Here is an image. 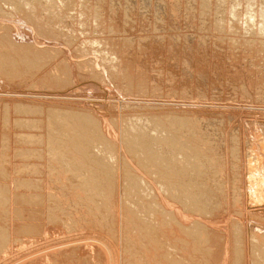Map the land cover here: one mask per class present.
Wrapping results in <instances>:
<instances>
[{"label": "bare ground", "instance_id": "bare-ground-1", "mask_svg": "<svg viewBox=\"0 0 264 264\" xmlns=\"http://www.w3.org/2000/svg\"><path fill=\"white\" fill-rule=\"evenodd\" d=\"M121 8L108 0H0L2 86L26 84L52 95L61 89L77 91L78 82H87L91 90L101 87L120 97L109 102L111 111L118 112L110 114V132L111 126L97 111L79 104L2 101L0 264L40 263L41 259L46 264H221L226 243L231 264H264V122L256 124L259 128L251 133V141L239 127L226 130L223 125L229 118L226 121L225 116L205 119L190 112H161L157 110L162 102L139 99L157 86L169 89L176 83L179 50L170 41L174 51L164 69L160 43L152 41L150 34L128 35L121 21L125 26L129 23L130 9L123 4ZM146 8L148 13L153 11L150 5ZM156 11L160 22L163 10ZM200 12L206 21H213L211 43L217 45L214 51L219 58L228 51L232 61L243 57L254 67L252 79H245L235 67H228V74L223 68L219 77L210 73L215 76L211 89L264 95V0H202ZM146 19L145 29L153 32L157 23ZM188 44L191 52L193 43ZM200 57L202 62L204 56ZM203 67L199 77L206 75L202 84L207 87L210 71ZM257 67L261 68L258 78ZM11 112L20 116L13 121ZM12 127L21 131L13 132ZM12 144L17 146L11 149ZM41 144L44 147L37 146ZM45 154L48 165L41 161ZM12 156L23 161L13 164ZM50 184L60 186L55 197L59 192L69 196L79 212L69 210L71 206L67 211L54 206L65 212L64 219L57 209L53 212L55 208L44 211L41 201L50 193L46 191ZM19 187L28 191L17 193ZM227 192L232 193L229 202ZM56 198L64 201L63 206L55 201L57 206H69L64 205L69 200ZM246 203L249 208L243 207ZM176 205L185 213L209 219L227 209L231 230L228 235L216 232L201 219L185 225ZM83 217L96 221L87 229L95 234L80 230ZM13 230H17L15 246ZM27 244L42 252L6 254Z\"/></svg>", "mask_w": 264, "mask_h": 264}, {"label": "rangeland", "instance_id": "rangeland-1", "mask_svg": "<svg viewBox=\"0 0 264 264\" xmlns=\"http://www.w3.org/2000/svg\"><path fill=\"white\" fill-rule=\"evenodd\" d=\"M113 2L116 5V7H117V4H118V8H121L122 4H123V5H127V8L130 9V10L128 9L129 10V14L131 16V20L129 21V23L126 24V26H125L124 25L125 24V22H124L125 20H122L123 22L121 21L123 27L126 28V31H127L128 35H130L132 37L133 36L134 37L137 36V38H138V37H145V35L147 36L148 34H150L151 35L150 38L152 39V41H154L156 39L160 43V45L162 46L160 55H161V58L163 60L162 67L164 69L165 68L167 69V63L168 62L166 63V61H168L169 57H172V56H169V55L171 53H173V51H174L173 48L170 45L171 44L170 41H173L174 43H176V45H178V48H177V50H179V52L177 54L178 56L175 54V56L177 58V65L179 66L178 69H177V73H176V75H177L176 77L177 78H175V82L176 83H173L171 85V87H169V89L165 88V86H166L165 84H164L165 86H163V85L157 86L155 88V90H156L155 92H154V89H153V93L152 94L155 93L153 96L151 94L152 90H150L149 95L138 96L139 99H143L144 100L145 98L146 99L148 98V100L151 101V102H153V100H155L153 102V104H158V103L161 104V102H162V106H160L161 109L157 110V111H161V112H163V111H165V112L172 111V112H179V113H182V114L183 113L186 114V113L190 112L191 114H197L199 117L200 116L202 117V115H203V117L205 119H207V118L215 119L219 115L220 116H225L223 119L229 118L228 121L226 119L227 122L225 121L226 123H224V125H223L226 130H228L229 128H233V127L234 128L239 127L240 130H242V131L245 130L244 133H246L247 136L252 141V139L254 137L251 136V133L252 132L256 133L257 132L256 130L259 128V126H258V128L256 127V124L257 125H261L260 122H262V124L264 122V102H263L264 101V95L261 94L262 95V96L260 95L261 98L258 97V96L257 97L256 96L253 97V95H255L253 92H249V91L245 92L242 88H241L242 91L247 93L248 96L246 94L243 95L244 92L242 93V91H240V92L238 91L237 92V91L233 90L236 94H234L233 92H232L233 93L232 94L231 92L230 93H228V92H224L223 93L222 92L223 88H219V89L217 88V90H213V89H211L210 84L211 83H212L211 85L214 84L212 81L215 80V76L212 77L211 76L212 74L210 75V73L215 72L217 77H219V73L223 70V68L227 69L228 67L229 68L235 67V68H232V69L233 70H240L241 72H243V74L245 76V79L246 78H251L252 79V76H253L252 69L254 68V67H252L253 66L252 62L253 61H251V60H249L250 62L244 61L243 57H242L243 61H242V58H239L236 61H232L231 60L232 56L228 55L229 52L227 50H226L227 52H225L226 54L224 53L222 58L221 59L219 58V56H218L219 53L214 51V48H216L217 45L211 43L212 42V33L213 32L211 31V29L209 30V27H212L213 21H212V24H211L210 20L206 21V19L204 17L205 14L202 13L203 11L200 12V7H201L202 0H197L196 2H195V0H113V1L108 0V3H113ZM115 2H118V3H115ZM146 4L152 6L154 12L150 11L148 13L147 8L145 10ZM156 9H160V11L161 10H163V11L167 10L165 12L166 14L163 11L160 14L161 15L160 22H158L157 19H156L157 14H158ZM107 10H108V12H110L109 11L110 8H108ZM121 10H122V8H121ZM121 14H122V12L120 11V13H119L120 17L123 15V14L122 15ZM207 15H210L209 11L207 12ZM122 17H121V19H123ZM145 19L147 21H149V22L151 21L150 23H153L154 21L157 23V26H155L156 28L154 29L153 32L152 31L148 32V30L145 29ZM203 19H204L205 22L203 21ZM143 23H144V25H143ZM210 24H211V26H210ZM151 33H153V34H151ZM157 34H159V35H157ZM154 35H156V36H154ZM160 35H161V37L163 36L162 37L163 39L160 37ZM191 38H193V39H191ZM189 39L192 40V41H189ZM188 41L191 42V44L193 43L192 44V49H194L195 51L191 50V52H190L189 51L190 49L188 50L189 45H190V44H188L189 43ZM210 43H211V45H210ZM187 50H188V52H186ZM192 51H194V53ZM236 52H238V51H236ZM172 55H174V54H172ZM184 55L186 56V58L188 57V59L190 58V60H192L190 68L193 71L190 68L187 67L188 65H186V64H188V59H185ZM200 56H204V59H203L202 62H200V60H201ZM245 63H247V66H246ZM257 64L259 65V63H257ZM202 65L206 66V68H207L206 71L207 72L210 71L209 75H208V76H210V81H209L210 83L208 82L207 87H203V84H202V79L206 78V75H204V77H199V76H201V75H199L200 74L199 71H198L199 68H200L201 71L204 72V67ZM187 69L189 70L190 76L188 75V70ZM260 69L261 68H259V67L256 68L255 73H256L257 78H258L257 74L259 73L258 70L260 71ZM193 72H194V74H193ZM225 73H226V70H225ZM227 74H228V69H227ZM182 79L183 80L185 79L187 83L184 82ZM263 79H264V76H263ZM181 80H182V82H181ZM183 82L185 83V85H183ZM188 82H190V83L188 84ZM224 82L225 83L229 82L227 76H226ZM88 85H91V84H89V83L87 84V82H86V84L85 83L81 84V83L78 82V84H77L78 90L77 91L73 92V91H71L69 89H61V90L53 91L52 92L53 94L51 95V92H49V91H47L45 89L34 88V87H31L30 85L26 86V84H24L22 86H17V87H14V86L7 87V86H2V84H1L0 85V102H1L0 103V107L3 105L2 104L3 100L5 102L6 101L8 102V101L11 100L10 102L12 103L13 101H16V100H14L15 98L17 100L21 99L23 101L28 100V101H31V102H36V101L37 102H42V103L47 104V105L53 104V103H60V102L62 104L64 103L66 105H72V106L79 104L81 108L94 109L101 116L103 122H106V123L109 124V120L108 119H110V114H112V113L113 114H117L118 113V112H112L111 111V109L109 108V102H110L111 99L118 100V98L120 99V97L117 95V92H115L113 90H110V92H106V91L102 90L101 87L97 88L99 90H96V89L91 90V88H89ZM94 85L96 86V84H94ZM94 85H92L91 87L93 88ZM182 85H183V87H182ZM224 85H226V84H224ZM208 86H209V88H208ZM157 88L160 91H157L158 90ZM170 89H171V91H169ZM200 89H201V94L199 92ZM202 89H204V91H202ZM208 89L211 90V91H209ZM187 91H189V92H187ZM185 92H187V93H185ZM241 93H242V95H241ZM227 94H230V95L226 97ZM231 95H233V96H231ZM138 97H137V99H138ZM237 97H238L239 100L237 99ZM156 99H158V100H156ZM166 102H167V104H166ZM88 103H89V105H87ZM10 105H12V104H10ZM213 114L214 115L216 114V116H214ZM16 116H20V115L14 114V112L12 114V112H11L12 120ZM31 116L32 117H36L37 116V117L40 118V116H38V115L31 114ZM234 121H235V123H234ZM252 122H253V124H252L253 126L250 125ZM217 125H220V124H217ZM217 127H219V126H217ZM0 129H1V127H0ZM112 129H113V127L111 126L110 129H108L109 132ZM11 130L13 132L21 131V130H19V128L16 129L15 127L14 128L12 127ZM28 130L29 129H24L23 131H28ZM33 130H31V131H33ZM254 130H255V132H254ZM39 131L42 132V133H45L43 130H38L37 132H39ZM117 138L118 139H116V138L115 139L118 141L119 137L117 136ZM13 145L14 144L11 145L12 146L11 149H13L15 146H17V145H14V146ZM43 145L44 144L37 145V146L44 147ZM46 157H48L47 154H45L44 159L41 160L42 164H44V165H46V164L48 165V162L46 163L48 158L46 159ZM19 161L21 162V161H23V159L15 160V157H13V159H12V163L13 164L16 163V162H19ZM26 161L37 163L40 160L33 159V158L32 159L28 158V160H27V158H26ZM45 167H47V166H45ZM47 168H49V167H47ZM12 172L15 173L14 170ZM22 176L23 177H30V175H26V174L21 175V177ZM43 176L44 175H42V177ZM32 179H35V178L32 177ZM213 179H215V178H213ZM48 181L49 180H47V182ZM52 181H53V183L57 182V181H54V180H52ZM52 181H51V183H52ZM215 181H216V184H217L218 179L216 178V180L212 181V183L214 184ZM49 183H50V181H49ZM56 185H57V183H56ZM56 185L54 184V187H53V184H50L49 186H52V187H48V189L46 190V191L49 190L50 193H48V194L46 193V195L44 194V196L42 197L43 199L41 201V206L45 209L44 211L48 212V210H49L51 212L52 211L51 209L55 208L54 206L59 207L60 209L62 208L61 210H64V209L67 208L64 211H67L70 208V206H71V208L69 210H73L74 209V211H75L77 207H75V204H74V202H72V199H70L69 196L63 197L64 196L63 194H62L63 196H60L61 195L60 194V192H61L60 191L61 190L60 186L58 185V187H56ZM19 188L20 189L19 190L17 189V191H16L17 193H19L18 191L24 193L27 190L26 187L24 189H23V187H19ZM52 189H54V190L57 189V192L52 190ZM31 191H33V190H31ZM58 191H60L59 192V196L60 197L59 196H56V197L61 198V201L63 199L64 200H69L70 202L69 201L68 202L65 201L66 204L64 203V205H68L70 203L69 206L62 207L63 206L62 203L64 201L60 203V201L58 200L59 202H57V198L55 197L54 194H57ZM227 193H229V192H227ZM231 195H232V193L230 192L228 194V196H226V197H228L227 200H226L227 202H229V199L231 198ZM243 196L241 194L242 199H243ZM48 197H50V199ZM54 197H55L56 200L54 199ZM66 197H68V198H66ZM226 197H225V199H226ZM52 198L54 200H51ZM47 201H49V202H47ZM52 201H54V202H52ZM55 201L58 204L60 203L59 205H62V206H59V205L57 206V203ZM226 201H225V203H226ZM71 202L73 203L75 208L74 207L72 208V203ZM52 203H54L53 206H50ZM248 203L243 204V207H246V208L248 207L249 208L250 204H248ZM78 205L80 206L82 204L81 203L80 204L77 203L76 206H78ZM229 205H228V208L231 207V206L229 207ZM38 206H39V204H38ZM83 206L80 207V208L82 209V208L85 207V206L84 207ZM167 206L172 207L170 204H167ZM175 207H176L175 208V212L177 214L179 213L178 216H179L180 220L182 221V223L185 224V225H187V224L190 225L192 221L197 220V219H201L204 223H206L208 226H210L211 229H213L214 231L217 230L216 232L219 231V232L227 233L226 235H228V232H230V230H231V229L229 230V228H231V221H230V218H229V214L226 211L227 209L225 210V212H224V209H223L222 210L223 212L222 213L220 212L221 214L219 216H214V217H211L209 219V218H202L201 216L198 217V216H196L194 214H190V213H185V211L183 209H181L180 206H178V205H176ZM59 208H55L53 212H55L57 210H58L57 212H60L61 210ZM85 208H87V207H85ZM85 210H87V209H85ZM64 211H62L63 213L62 212H60V213L63 215L62 218H64V219L66 218L67 219V217L64 214L65 213ZM77 212H79V211H77ZM98 217H100V216H98ZM15 219L12 218V222L13 223L12 222L11 223H12V226L14 225L12 228H14L15 225H17V224H15V222H16ZM44 220H45V222L47 224V219L45 217H44ZM82 220H83V222L81 221V223L79 224V227H80L81 224L83 223L82 226H81L82 228H80V230H83V232L89 231V232L85 233L87 235H88V233L89 234H95L96 231H93V230L90 231V230H87V229H88V227H90V228L93 227L95 225L96 221H93V220L90 221L91 219H89V222H88V220H86L85 217H83ZM84 220H86V222H84ZM38 222L41 223L42 220H38ZM92 222H93V226H91ZM228 222H230V223L228 224ZM87 223H89V225H87ZM83 225H84V228H83ZM14 229H16V228H14ZM15 232H17V230L16 231L13 230L12 233H14V234H11V236L14 235V237L12 236V242H14L13 246L16 245L15 241H13L14 239L17 238V234ZM92 232H94V233H92ZM36 236L39 238L38 235H36ZM34 237H35V235H34ZM61 237H63V236H60V238ZM34 245L33 244H27L25 247L15 248L16 250L13 248L12 252H8L6 254H9L11 256L12 253H17V252L18 253L20 252L21 254L24 253V252L25 253H29V254L42 252L41 251L42 248L40 250V247H36V250H35V246ZM32 246H34V247H32ZM31 247L34 248V249H32ZM228 247H229L228 243H226V247L225 248H227V249L223 253V258L224 259L222 258L221 264H229V263L231 264V260H230V256H229L230 255V251L228 250ZM9 255H7V256H9ZM45 257H46V255H45ZM23 259H25V258L23 257ZM41 260L43 261L45 259H41ZM41 260L39 261L40 263H34V262L33 263H29V262H26L24 264H46V260L43 261V262H41ZM24 261H26V260H24Z\"/></svg>", "mask_w": 264, "mask_h": 264}]
</instances>
